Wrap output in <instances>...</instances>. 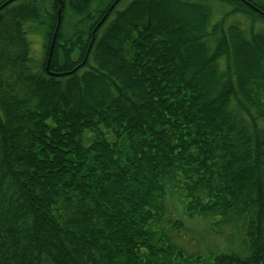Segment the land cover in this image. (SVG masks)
I'll list each match as a JSON object with an SVG mask.
<instances>
[{"label": "trees", "instance_id": "obj_1", "mask_svg": "<svg viewBox=\"0 0 264 264\" xmlns=\"http://www.w3.org/2000/svg\"><path fill=\"white\" fill-rule=\"evenodd\" d=\"M122 1L0 0V264H264V0Z\"/></svg>", "mask_w": 264, "mask_h": 264}, {"label": "rangeland", "instance_id": "obj_2", "mask_svg": "<svg viewBox=\"0 0 264 264\" xmlns=\"http://www.w3.org/2000/svg\"><path fill=\"white\" fill-rule=\"evenodd\" d=\"M133 0H123L118 9H124L126 6H128ZM213 4H217V7L215 5V21L219 20L224 12L229 10L228 5L222 4L221 2H217V0H211ZM243 17L233 18L231 20H237L238 22H243ZM248 22V21H247ZM263 30V27H262ZM33 50L34 53L40 57L42 54V41L40 37H33ZM187 228L189 229L185 231L184 233L187 234L184 238V246H186L189 250L191 249V246H195L196 248H199L201 252H204L205 250H208V248L213 247L214 245L217 246H225L232 248L234 250H240V243L242 245V239H241V226L239 227H226L225 229L221 230L220 235H216L212 232L209 225H207L204 221H188ZM242 248V247H241Z\"/></svg>", "mask_w": 264, "mask_h": 264}, {"label": "water", "instance_id": "obj_3", "mask_svg": "<svg viewBox=\"0 0 264 264\" xmlns=\"http://www.w3.org/2000/svg\"><path fill=\"white\" fill-rule=\"evenodd\" d=\"M121 0H116V2L114 3V5L111 7L110 10H112L114 8V6H116ZM106 18V17H105ZM104 18V19H105ZM60 22H61V19L59 18V24H58V27L56 29V32L58 31L59 29V26H60ZM97 30V29H96ZM96 30L94 31V33L96 32ZM57 34V33H56ZM56 34H55V37H54V40H53V44H52V47H51V51H50V54H49V60H48V70H49V64H50V61H51V58H52V52H53V47H54V44H55V40H56ZM92 46V45H91Z\"/></svg>", "mask_w": 264, "mask_h": 264}, {"label": "bare ground", "instance_id": "obj_4", "mask_svg": "<svg viewBox=\"0 0 264 264\" xmlns=\"http://www.w3.org/2000/svg\"><path fill=\"white\" fill-rule=\"evenodd\" d=\"M105 19H103V21H104ZM103 21L99 24V26L103 23Z\"/></svg>", "mask_w": 264, "mask_h": 264}]
</instances>
